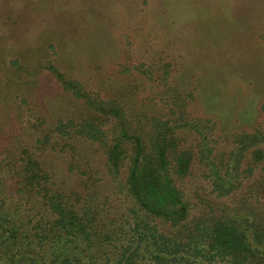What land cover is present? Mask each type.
Here are the masks:
<instances>
[{
  "label": "trees",
  "instance_id": "16d2710c",
  "mask_svg": "<svg viewBox=\"0 0 264 264\" xmlns=\"http://www.w3.org/2000/svg\"><path fill=\"white\" fill-rule=\"evenodd\" d=\"M55 51L42 68L78 105L26 120L31 146L0 149V264H264V124L218 147L163 48L149 63L121 64L159 87L153 107L138 110L68 74ZM7 63L28 70L16 55ZM82 144L102 161L81 162ZM46 150L65 157L74 182Z\"/></svg>",
  "mask_w": 264,
  "mask_h": 264
},
{
  "label": "rangeland",
  "instance_id": "374dc122",
  "mask_svg": "<svg viewBox=\"0 0 264 264\" xmlns=\"http://www.w3.org/2000/svg\"><path fill=\"white\" fill-rule=\"evenodd\" d=\"M0 13V149L33 144L26 120L76 109L42 68L53 48L68 74L122 93L134 110L151 109L159 87L121 64L149 63L163 48L176 60L172 77L190 91L188 109L214 122L218 147L231 132L264 124V0H0ZM13 55L27 72L8 66ZM82 145L81 162L102 161ZM44 154L59 178L74 182L65 157Z\"/></svg>",
  "mask_w": 264,
  "mask_h": 264
}]
</instances>
